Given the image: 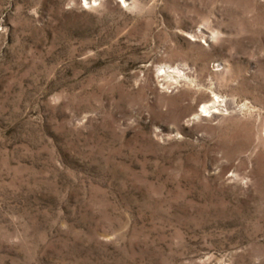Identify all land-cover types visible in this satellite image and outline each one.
Masks as SVG:
<instances>
[{
	"label": "rangeland",
	"instance_id": "rangeland-1",
	"mask_svg": "<svg viewBox=\"0 0 264 264\" xmlns=\"http://www.w3.org/2000/svg\"><path fill=\"white\" fill-rule=\"evenodd\" d=\"M0 264H264V0H0Z\"/></svg>",
	"mask_w": 264,
	"mask_h": 264
},
{
	"label": "bare ground",
	"instance_id": "bare-ground-1",
	"mask_svg": "<svg viewBox=\"0 0 264 264\" xmlns=\"http://www.w3.org/2000/svg\"><path fill=\"white\" fill-rule=\"evenodd\" d=\"M179 73H180V72H179ZM207 110H208V109L205 108V107L202 108V111H203V112H207ZM205 114H206V113H205Z\"/></svg>",
	"mask_w": 264,
	"mask_h": 264
}]
</instances>
